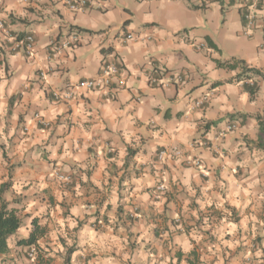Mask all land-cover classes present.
Wrapping results in <instances>:
<instances>
[{"label":"crops","instance_id":"obj_1","mask_svg":"<svg viewBox=\"0 0 264 264\" xmlns=\"http://www.w3.org/2000/svg\"><path fill=\"white\" fill-rule=\"evenodd\" d=\"M242 14L230 0H0V202L23 217L0 264H264V76L254 98L213 84L238 73L215 59L264 73V33ZM29 34L31 55L12 49ZM105 61L110 88H77ZM173 72L184 81L161 84ZM32 218L45 232L27 260Z\"/></svg>","mask_w":264,"mask_h":264},{"label":"built area","instance_id":"obj_2","mask_svg":"<svg viewBox=\"0 0 264 264\" xmlns=\"http://www.w3.org/2000/svg\"><path fill=\"white\" fill-rule=\"evenodd\" d=\"M91 2V0H62L63 4L66 5L70 10L76 11L80 9H84L88 6L87 2ZM205 2H214L217 0H204ZM235 1L238 3L240 8L243 9V18L245 21V33L249 32L253 29H261L264 33V20L260 19V11H261V5L264 0H230ZM261 20V21H260ZM0 27H2V24L0 23ZM134 36L129 33L126 35V39H132ZM9 39L11 37L9 36ZM12 49H17L19 47H23L24 50L28 53V55H31L34 49V38L32 35H26L24 37H12ZM199 47V45H197ZM119 68L116 66V64L112 61H105L100 68V71L95 77L87 78L84 80L79 81V83L76 85L77 88H83V89H92V88H110L112 86V83L114 82V79L119 75ZM148 80L151 82H157L159 80V77L155 75H149ZM184 81V76L182 74L178 73H170L168 75L167 80L164 82H161V84H175L180 85ZM74 92L72 88L67 89H61L56 90L52 93V97L56 101H66L73 98ZM204 99H206V96L202 99L198 100L196 102L197 106H202L204 103ZM236 127V123H230L226 126V129L228 131L233 130ZM222 134V132H221ZM197 138V137H196ZM197 145L202 146H208L207 142L201 138L198 137L193 141ZM165 152L160 151L159 152V159L164 158ZM187 162L195 165L200 166L201 162L197 157L188 158ZM60 178L63 180V182L68 183V181H71L70 176L68 175H59ZM157 190L163 191L164 185L162 183H158L156 186ZM36 256V249L31 246L30 249L27 250V260H33Z\"/></svg>","mask_w":264,"mask_h":264},{"label":"trees","instance_id":"obj_3","mask_svg":"<svg viewBox=\"0 0 264 264\" xmlns=\"http://www.w3.org/2000/svg\"><path fill=\"white\" fill-rule=\"evenodd\" d=\"M89 5V1H86ZM215 63L218 67L236 70L233 77L225 79V81H216L213 84H222L224 82H242L244 88L248 92L250 98H254L259 89V84L257 79L253 76H264V73L259 69L248 66L244 60L230 57L227 60L215 59ZM250 79L251 82L246 80ZM257 125H258V135H257V146L264 151V114L255 115ZM206 126V125H205ZM8 183H3L0 185V192L3 188L7 187ZM23 226V217L17 214L14 207L9 206V202L1 200L0 202V256L6 254L9 250L8 238L14 234L18 228ZM45 228L41 226L35 218L31 219V230L26 237L20 238L16 241L17 245L27 246L28 249L35 245L37 240L43 236Z\"/></svg>","mask_w":264,"mask_h":264}]
</instances>
